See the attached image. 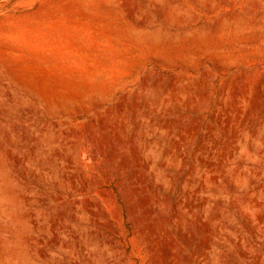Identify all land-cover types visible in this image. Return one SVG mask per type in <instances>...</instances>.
<instances>
[{
    "label": "rangeland",
    "instance_id": "rangeland-1",
    "mask_svg": "<svg viewBox=\"0 0 264 264\" xmlns=\"http://www.w3.org/2000/svg\"><path fill=\"white\" fill-rule=\"evenodd\" d=\"M0 264H264V0H0Z\"/></svg>",
    "mask_w": 264,
    "mask_h": 264
},
{
    "label": "bare ground",
    "instance_id": "bare-ground-1",
    "mask_svg": "<svg viewBox=\"0 0 264 264\" xmlns=\"http://www.w3.org/2000/svg\"><path fill=\"white\" fill-rule=\"evenodd\" d=\"M71 135V134H70ZM82 155V154H81ZM174 216V215H173ZM164 219H166V218H164ZM151 233V232H150ZM170 244V243H169Z\"/></svg>",
    "mask_w": 264,
    "mask_h": 264
}]
</instances>
